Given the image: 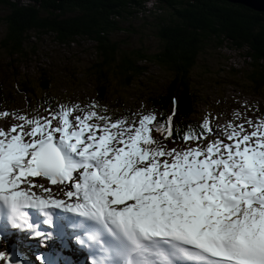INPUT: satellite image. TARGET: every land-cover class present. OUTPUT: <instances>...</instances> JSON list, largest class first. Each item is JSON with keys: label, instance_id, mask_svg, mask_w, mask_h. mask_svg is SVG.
Instances as JSON below:
<instances>
[{"label": "rangeland", "instance_id": "rangeland-1", "mask_svg": "<svg viewBox=\"0 0 264 264\" xmlns=\"http://www.w3.org/2000/svg\"><path fill=\"white\" fill-rule=\"evenodd\" d=\"M152 5L154 4L151 0H148L144 3V9L163 13L158 7ZM139 15L140 13L135 18L119 21L122 29L113 32L110 36L120 42L123 41L131 48L141 46L147 52H154L158 48V38L150 30L151 26L142 21ZM2 30L3 27L0 24V36ZM90 43L87 40H79L76 44L64 46L56 43L49 34L30 32L28 40L24 44L26 54L17 58V62L8 66V58L2 53L0 54V83L5 84L4 89L13 92L15 76H26L32 85V87H28L33 92L31 95L25 94L24 100L27 101V105H23L24 94H22L16 98L19 99V104L8 106L10 109L7 112L11 116L2 117L0 112V131L4 132L1 135L6 136L7 134V138L3 142H13L22 147L18 152L20 165L10 169V178L15 181L19 192L25 187L28 195L59 199L64 196L65 191L72 190L73 197L70 201H77V196L83 198L92 192L84 189L88 176H95L99 180V175L96 172L97 165L109 166V163L116 162L117 168L120 170L122 166L117 160L122 159L125 152H129L130 157H135L137 162L144 166L145 172H152L158 177L157 180L148 184L151 190L157 188L158 179H162L161 175L165 171L166 163L175 162L177 168L172 172L176 178L170 179L169 182L179 181L181 184L175 189L167 188L166 191L176 197L185 191L189 193L210 183L214 185L215 180L219 178L216 164L229 166L230 163H226V158L230 154L235 153L233 154L236 157L234 158L235 164H239L237 163L239 158H251L250 162L253 164H249L248 161L241 162L245 163L247 169L264 164V98L244 88L241 73L235 75V70L248 66L246 64L248 60L241 55L242 50L229 46L226 41L220 47H211L210 45L204 47L198 60L188 72L191 82L200 87L201 96L204 98V101L198 104L193 116L194 121L201 128L198 140L187 137L180 141H162L159 144V150L163 156L161 163L158 164L153 157L143 155L141 143H137L135 149L123 147L113 152L104 150V144L107 147H111L112 144L104 142L94 132H91L90 135L85 133V127L65 128L64 126L69 127L71 123L69 119L73 121L75 117H79L78 111L82 110L83 102L92 98V79L86 70L93 58ZM141 63L144 66L143 74L138 76L132 85L125 90H119L115 95L125 103L126 108L130 107V112L139 116L140 120L134 121V123H141L144 125L143 131H146L151 130V122L155 113L152 108L148 107L145 98L161 89V85H164L169 77V72L152 61H142ZM220 67L222 68L220 69ZM44 70L48 71L46 76L52 75L54 79L52 90L48 93H44L43 89L34 82L37 74H44ZM115 86L111 83L113 93ZM43 94L49 96L53 101L54 109L41 108L37 103L34 104L35 98ZM31 109L38 110V112H31ZM89 123L95 124L90 121ZM57 125L59 127L56 128ZM122 126L131 127L130 124ZM49 139H52L53 145L59 151V158L51 163L53 169L57 171L58 165L64 163V167L59 173L62 176L59 178H57L58 176L56 178L44 177L34 162L39 146L47 143ZM64 139L66 140L62 144L68 149V153L72 154L70 157L66 153V148L61 145ZM72 140L75 144H72ZM240 144L241 147L236 154V150L231 147L236 148ZM82 146L92 148L91 152L96 164L90 162L87 153L80 149ZM99 148H102L105 153L102 159L97 158ZM78 149H80L78 153L84 155L79 164L76 160L77 155H73ZM196 150H202L206 156L200 159L202 156L199 153L197 154L198 159L194 161ZM72 161L73 164L78 165H72ZM128 165L126 163L124 167ZM170 165H166V169L176 166L174 163ZM18 172H22L24 178L18 179ZM107 172L111 175L110 168ZM139 172L137 167L131 171L129 176L119 171L112 177L123 176L130 180ZM256 173L264 174V167ZM31 175L44 181L45 188L43 190L31 179ZM193 177L202 183L190 185ZM37 191L41 195H38ZM24 248L26 250L23 254L26 251L27 256L29 253H34L33 247L26 246ZM63 256L66 257V254ZM25 259L37 262L34 257H25ZM22 261L23 258L20 264ZM42 264L45 263L42 262Z\"/></svg>", "mask_w": 264, "mask_h": 264}, {"label": "trees", "instance_id": "trees-1", "mask_svg": "<svg viewBox=\"0 0 264 264\" xmlns=\"http://www.w3.org/2000/svg\"><path fill=\"white\" fill-rule=\"evenodd\" d=\"M147 1L0 0V24L3 27L0 54L8 58V66L17 62V58L26 54L24 44L30 32L49 34L56 43L64 46L79 40L90 41L93 58L86 70L92 79V98L83 102L82 110L78 111L79 120L94 122L101 128L113 126L117 138L128 133L123 124L137 127L134 121L140 118L115 94L143 74L142 61L160 65L169 72V77L159 91L145 98L155 113L151 130L142 133L146 143L151 145L158 142L155 136L161 141H180L187 137L198 140L201 128L193 116L204 98L200 87L191 82L188 72L208 45L220 47L226 41L229 46L242 50L241 55L247 58L248 66L235 70V75L241 73L244 88L264 98V13L223 0H151L152 6L163 12L156 13L144 9ZM138 13L158 38V48L154 52H147L141 46L131 48L110 36L122 29L121 20L135 18ZM43 72L37 74L34 82L48 93L54 79L52 75L46 76L48 71ZM15 78L13 92L5 90V84L0 83L2 117L11 116L7 112L8 106L19 104L16 98L24 94L25 106V94L33 93L26 76ZM111 83L116 85L114 93ZM35 103L41 108H55L46 94L37 96ZM31 112L38 110L31 109ZM158 132L166 138L162 139Z\"/></svg>", "mask_w": 264, "mask_h": 264}, {"label": "bare ground", "instance_id": "bare-ground-1", "mask_svg": "<svg viewBox=\"0 0 264 264\" xmlns=\"http://www.w3.org/2000/svg\"><path fill=\"white\" fill-rule=\"evenodd\" d=\"M5 138L6 136L0 135V140ZM7 150L8 148H3L0 142V151ZM84 150L88 151V153L90 152V148H85ZM233 154H230L228 158H226V163H230L229 166H221L220 164H216L218 166L217 171L220 176V182L216 185L220 187L223 193V199L220 204L221 208L216 210V212L213 211L210 214L215 219L217 228H227L228 230H232L238 226V222L242 219L253 215L256 217L258 215L264 214V174L256 173L262 168V166H256L254 170L253 168L247 169L243 165L244 163H241L242 161L246 163L247 160L239 158V162H237L239 164H235L234 158L236 157ZM82 156V154L77 155L76 160L79 161ZM124 159L125 162L129 164V166L124 169L122 167L121 171L123 169L124 173L126 172V174H129L131 170L138 167L141 171L140 176H142L141 180L127 186V188L132 187V190L129 191L127 195H130L133 192L141 193L140 190L142 186L145 185L147 181L156 179V177L151 173L144 172V166L140 165L135 157H130L129 153L125 154ZM0 161L4 162L3 165L9 164L11 166L20 164L19 158L16 157L13 151L0 153ZM97 168V173L100 177L99 179L103 181L102 178L108 174L107 170L109 167L98 166ZM172 170V167L166 169V172L163 174L164 181L158 183V188L156 190L149 191V187L145 186L144 191L148 193L156 192L165 194L166 191L164 192L163 190L167 189V186L174 187L180 185V183H167L170 178H174ZM3 173L4 172L0 170V176ZM226 174H229L227 175L228 179L223 180L222 177ZM32 178L36 180L34 176ZM120 178L124 177H113L111 180H118ZM87 182H89V185L87 186L86 190H88L89 186L94 187L98 184V180L93 176L88 177ZM37 183L41 189L44 188L43 181H37ZM37 193L40 194L39 191ZM191 194L192 195L189 201H193L198 198L197 189L191 191ZM209 198L210 195L205 198V201H207ZM181 203H183V201H172V205ZM29 232L31 234L32 229H28V233ZM63 243L69 244L67 239L63 240V238L60 236L48 238L42 234H33L31 237L20 236L19 234L8 237H0V263L20 264L23 252L26 250L24 247L29 246V248L33 247L34 253H29L28 257H40L42 262L45 264H82L79 259L71 252L70 246L64 247ZM40 250L42 251L41 253L39 252ZM63 254H66V257L63 256Z\"/></svg>", "mask_w": 264, "mask_h": 264}, {"label": "water", "instance_id": "water-1", "mask_svg": "<svg viewBox=\"0 0 264 264\" xmlns=\"http://www.w3.org/2000/svg\"><path fill=\"white\" fill-rule=\"evenodd\" d=\"M233 4L243 5L253 11L264 13V0H223Z\"/></svg>", "mask_w": 264, "mask_h": 264}, {"label": "clouds", "instance_id": "clouds-1", "mask_svg": "<svg viewBox=\"0 0 264 264\" xmlns=\"http://www.w3.org/2000/svg\"><path fill=\"white\" fill-rule=\"evenodd\" d=\"M97 126H98V125H97ZM103 128H105V126H103ZM127 130H128V133L125 134V135L129 136L130 133H131V131L129 130V128H127ZM125 135H124V136H125ZM124 136H122L123 139L127 137V136H125V137H124ZM155 137H156V136H155ZM115 139H117V137H116ZM118 139H121V138H118ZM24 257L30 258V257L27 256V252H25L23 258H24ZM33 257H34V256H33ZM31 258H32V257H31ZM36 259H37V258H36ZM34 262H35V261H34ZM37 262H39V259H37ZM37 262H35L34 264H36ZM25 264H32V263H31L30 260H27V261L25 262Z\"/></svg>", "mask_w": 264, "mask_h": 264}]
</instances>
